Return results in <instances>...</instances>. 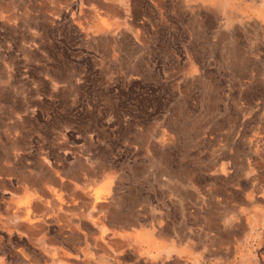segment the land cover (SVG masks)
Returning a JSON list of instances; mask_svg holds the SVG:
<instances>
[{
  "label": "rangeland",
  "instance_id": "rangeland-1",
  "mask_svg": "<svg viewBox=\"0 0 264 264\" xmlns=\"http://www.w3.org/2000/svg\"><path fill=\"white\" fill-rule=\"evenodd\" d=\"M234 1L250 0H123L113 18V0H0V260L58 264L41 233L74 252L64 211L37 235L13 212L29 199L16 177L45 166L65 201L85 183L119 197L111 209L157 214L168 236L191 230L198 264H264V35L223 24Z\"/></svg>",
  "mask_w": 264,
  "mask_h": 264
},
{
  "label": "crops",
  "instance_id": "crops-1",
  "mask_svg": "<svg viewBox=\"0 0 264 264\" xmlns=\"http://www.w3.org/2000/svg\"><path fill=\"white\" fill-rule=\"evenodd\" d=\"M122 1L113 0V4L107 3L103 7L110 14H113L114 8L113 18L119 17L122 14L120 8ZM188 1H201L213 4L217 8L221 7L223 2V0ZM250 1L246 3V7L240 8L242 10L239 9L237 1H234L231 9H239L238 13H231L234 11L225 13L229 19L223 24L227 26L239 24L243 29L250 25L260 26L263 28L262 35H264V0ZM123 5L127 6V3L124 2ZM244 32V35H249L246 29H244ZM10 145L14 146L15 142L12 140L7 141L6 146L9 147ZM3 156L6 160L10 159L9 150H5ZM80 168L87 171L85 166H80ZM5 170L11 171L13 168L6 167ZM51 172L49 168L41 166L37 174L31 175L21 172L16 177L18 185L14 187L15 191L27 193L29 199L23 202L18 200L16 209L13 212L17 213L18 210L19 215L23 216L22 219L30 224V226H27L32 228L30 231L37 235L40 234L39 231L41 230L39 222L46 213L51 210L54 212V209L64 211L60 218L71 232L67 235L66 240L68 246L74 250L73 253L60 245L61 242L56 236L46 237L45 233L38 236L43 251L47 253L52 263L130 264L124 259L129 255H134L150 264H164L163 253H174L177 255V259H184L192 264L200 262V258L195 252L197 244L193 240L191 230L188 233H174L172 236H168L162 225L163 220L157 214H152V217L150 216L151 220L146 224L140 213H124L119 209H111L114 204L119 205V197L108 192L107 196L95 200V196L89 194L85 183L75 184L70 201H65L61 193H57L55 189L48 186V183L56 181ZM107 176L109 185H111L113 172H109ZM58 183L64 187L63 181L59 180ZM108 188L109 186H107ZM30 190H33V192ZM48 190L54 198H48ZM32 201H35L34 209L31 208ZM64 204H67L66 207H64ZM20 207L22 208L20 209ZM81 226L86 227V231L81 230ZM90 228H94L98 232L96 234L90 233L87 230ZM233 233L227 231L221 242L229 245L234 238ZM226 249L229 254V246ZM22 253L25 257L23 264H40L38 260L30 261V257L26 253ZM0 264L8 263L2 257ZM228 264L235 263L234 261H228Z\"/></svg>",
  "mask_w": 264,
  "mask_h": 264
},
{
  "label": "flooded vegetation",
  "instance_id": "flooded-vegetation-1",
  "mask_svg": "<svg viewBox=\"0 0 264 264\" xmlns=\"http://www.w3.org/2000/svg\"><path fill=\"white\" fill-rule=\"evenodd\" d=\"M78 106L77 108L79 109L81 107V104L83 103V100H84V94L83 92H79L78 93Z\"/></svg>",
  "mask_w": 264,
  "mask_h": 264
},
{
  "label": "bare ground",
  "instance_id": "bare-ground-1",
  "mask_svg": "<svg viewBox=\"0 0 264 264\" xmlns=\"http://www.w3.org/2000/svg\"><path fill=\"white\" fill-rule=\"evenodd\" d=\"M245 7H246V6H245ZM114 13H115V10L113 9V14H114ZM260 14H261V13H260ZM248 17H249V16H248ZM232 35H233V34H232ZM224 39H225V38H224ZM123 60H124V59H123ZM94 199H95V200H99L100 197H99V196H95ZM253 211H254V210H253ZM178 249H179V248H178Z\"/></svg>",
  "mask_w": 264,
  "mask_h": 264
}]
</instances>
